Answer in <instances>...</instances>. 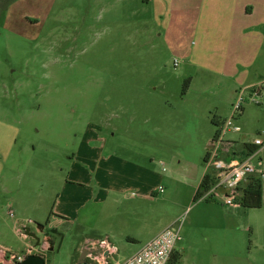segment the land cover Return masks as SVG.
Wrapping results in <instances>:
<instances>
[{
    "label": "rangeland",
    "instance_id": "374dc122",
    "mask_svg": "<svg viewBox=\"0 0 264 264\" xmlns=\"http://www.w3.org/2000/svg\"><path fill=\"white\" fill-rule=\"evenodd\" d=\"M208 5L0 0L1 248L23 253L34 241L17 229L40 237L41 225L55 241L45 264H78L80 235L106 225L96 213L99 188L89 185V170H97L101 188L128 185L136 197L153 196L154 205L139 203L148 229L173 214L177 198H188L205 172L215 109L229 118L230 95L244 89L237 64L248 62L215 42L221 33L207 28ZM258 90V103L250 99L252 91L243 92V113L236 119L248 141L264 134V87ZM224 139L240 149L239 134L228 132ZM258 156L264 168V152ZM159 185L163 193L154 195ZM63 188L76 205L90 197L86 213L93 224L61 226L57 236L48 225ZM200 202L193 200L189 216L207 203ZM248 223L247 230L214 231L207 247L226 248L229 264H264V208L250 210ZM113 240L120 264L135 243Z\"/></svg>",
    "mask_w": 264,
    "mask_h": 264
},
{
    "label": "crops",
    "instance_id": "0c3cea01",
    "mask_svg": "<svg viewBox=\"0 0 264 264\" xmlns=\"http://www.w3.org/2000/svg\"><path fill=\"white\" fill-rule=\"evenodd\" d=\"M207 2L209 3L207 7V28H209V31L211 30V33H221V36H219L215 42L223 43L225 54H242L243 56L245 55V57L242 58L248 61L244 65L237 64L240 68L236 76H243L240 83L241 86L243 85L242 88L250 91L258 88L263 89L264 0H207ZM229 78L232 79V89L236 91L238 89V82L233 75H230ZM234 96V94L230 95V99L228 100L229 105L233 103ZM215 111L216 115L212 118H216L220 122L228 118V114L225 117L220 116V114L217 116L219 110L215 109ZM238 134L241 141V146L239 148L241 149L243 145H246L252 139L249 141L247 140L249 136L248 132ZM263 152L264 148L260 153L262 154ZM125 163L132 164L130 162ZM262 169L264 170L263 166ZM204 174L200 177L199 182L192 186L193 192L188 198H185V195H183L172 202V206L176 208L173 214H169L167 219L156 228L148 229V225L143 222L144 216H142L140 211L142 207L139 203H151L154 205L156 200H153V196L150 197L146 192L142 193L140 197H136L137 195L134 194L135 192L133 191L136 189H131L133 186L128 185L101 188L97 183V170H89V185L94 183L99 188L94 198L95 203L98 201L100 203L96 213L98 214L99 221L101 220L100 222H103V224L106 223V225L103 227L102 232L98 231L90 236H83L82 233L77 243L79 247H77L75 256H78L79 252L85 249V243L96 240L101 241L104 238L107 239L115 249V257L118 255L120 249L116 243H114V238L120 243L123 240L127 241L129 243L127 245L135 243L133 244L132 254L136 253L143 244L148 242L151 238H154L163 228L177 220H181V216L185 215V224L182 223L179 231L181 240L175 245L171 261L167 264H215L217 262L220 264H229L231 259L229 258L230 254L226 248L225 251H223L224 247L218 248L215 246L211 248V246L207 247V244L213 238L212 233L218 229L225 231H242L249 228L248 216L250 210H260L264 208V185H262V206L259 209L243 208L238 203L224 205L219 202L208 201L207 203L203 202L206 205L203 206L202 209L196 210L195 215L192 214L189 216V214L196 209L193 207L195 204H192V202ZM65 184L71 185L75 184V182L70 181L69 183L65 180ZM159 188H162V186L159 185L158 189H155L154 195L158 192L163 193V191H159ZM62 199L63 202H61ZM89 199L90 197L86 200L83 199L79 205H76L74 195L73 197L68 196L67 190L63 188L62 194L59 196L57 202L56 213L53 215L48 225L50 232L58 236L61 232H58L57 229L61 226L66 225V228H75L77 230V228H81L83 225H90L89 215L86 213L88 211L86 208ZM200 203H202V201ZM71 204L72 206H70ZM90 229H93V227H90ZM37 230L43 241L41 245L44 251L43 255L46 256L47 253L54 251L55 241L52 240L48 232L43 233V226L37 225ZM100 234L105 235V237H101ZM26 237L25 235V237L22 238L25 239ZM122 247L124 246L121 245V248ZM130 254L131 253L128 255L130 256ZM99 255L100 253L96 255V257H99ZM91 260V257L88 256L85 260V264H97Z\"/></svg>",
    "mask_w": 264,
    "mask_h": 264
},
{
    "label": "built area",
    "instance_id": "2783aa9c",
    "mask_svg": "<svg viewBox=\"0 0 264 264\" xmlns=\"http://www.w3.org/2000/svg\"><path fill=\"white\" fill-rule=\"evenodd\" d=\"M176 65V61H174ZM243 89L236 92L231 104L229 118L223 120L218 127V133L214 136L207 148L206 160L204 161L205 174H212V184L204 191L199 201H214L224 205H233L236 198L242 194V187L249 178L257 177L261 181L264 179L262 160L259 152L264 148V134L256 136L246 145L255 147L252 152L242 149H232V142L224 139L230 132L238 134L241 128L236 124L237 117L242 114L245 99ZM258 89H253L250 99L258 103L255 97L259 95ZM159 191H163L159 188ZM197 200V201H198ZM183 218L163 228L154 238L143 244L136 253L131 254L120 264H167L175 245L181 240L180 228ZM21 237H25L24 227L17 229ZM27 244L23 253H14L7 248L0 247V264H19L28 255H43L44 251ZM86 250H100L99 257L89 255L91 261L97 264H118L115 258V249L107 239L90 241L85 243ZM98 253V254H99ZM97 254V255H98ZM106 254V255H105Z\"/></svg>",
    "mask_w": 264,
    "mask_h": 264
},
{
    "label": "trees",
    "instance_id": "16d2710c",
    "mask_svg": "<svg viewBox=\"0 0 264 264\" xmlns=\"http://www.w3.org/2000/svg\"><path fill=\"white\" fill-rule=\"evenodd\" d=\"M223 122V121H222ZM222 122H220L216 118H212V123L216 127L215 135L218 133V127L221 126ZM214 135V136H215ZM242 150H246L248 152H252L255 147L249 145H243L241 147ZM206 160V156L204 157L203 163ZM212 174H204L201 178V181L198 186V190L194 195L193 200L196 202L200 195L206 191L210 185L212 184ZM261 180L257 177H252L248 179V182L245 183L242 187V194L236 198V203H238L241 207L247 209H259L262 206V184ZM208 202V201H206ZM171 261V260H170Z\"/></svg>",
    "mask_w": 264,
    "mask_h": 264
},
{
    "label": "water",
    "instance_id": "95a60500",
    "mask_svg": "<svg viewBox=\"0 0 264 264\" xmlns=\"http://www.w3.org/2000/svg\"><path fill=\"white\" fill-rule=\"evenodd\" d=\"M24 234L28 237H30L34 242L33 247L38 248L40 251H43L41 248L42 245V239L31 233L28 228H24ZM100 252L99 249L95 250H82L81 255L78 260V264H85V260L89 255L96 256ZM106 255V254H105ZM46 256L44 255H28L26 258L20 262L19 264H45Z\"/></svg>",
    "mask_w": 264,
    "mask_h": 264
}]
</instances>
